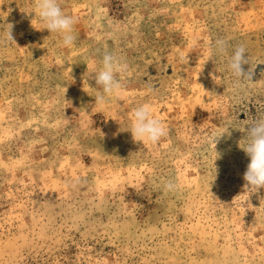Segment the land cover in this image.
I'll return each instance as SVG.
<instances>
[{
  "label": "rangeland",
  "instance_id": "obj_1",
  "mask_svg": "<svg viewBox=\"0 0 264 264\" xmlns=\"http://www.w3.org/2000/svg\"><path fill=\"white\" fill-rule=\"evenodd\" d=\"M58 2L70 47L36 0H0V264H264V189H245L240 148L264 119V0ZM217 38L245 47L251 81L208 60ZM105 52L130 72L100 106ZM145 103L155 144L129 131Z\"/></svg>",
  "mask_w": 264,
  "mask_h": 264
},
{
  "label": "clouds",
  "instance_id": "obj_2",
  "mask_svg": "<svg viewBox=\"0 0 264 264\" xmlns=\"http://www.w3.org/2000/svg\"><path fill=\"white\" fill-rule=\"evenodd\" d=\"M35 6L43 23V29L48 30L50 33H59L62 37L63 46H72L76 39L73 35V27L77 22L76 18L66 15L58 0H36ZM5 40L10 44L15 43L12 26L6 31ZM228 50L229 41L224 38H217L210 45L208 60L214 62L217 55H228ZM180 60L188 62L187 56H181ZM246 64H249V61L245 47L243 45L236 46L228 55L227 66L232 75L237 78L235 81L237 86L242 81L252 80L254 68L251 67L246 71L244 68ZM129 72L130 66L126 61L114 53L105 52L99 68L91 74V79H94L96 88L101 90L95 96V104L103 106L110 99H115L117 103L123 101L125 84L121 77L129 74ZM246 126L242 130L244 132L242 139L244 146L241 147L239 142L240 148L250 158L243 179L246 182L245 189L250 190L252 193H258L260 189H264V119L253 120ZM129 131L134 141L153 144L167 135L163 123L153 116V109L147 103L133 110ZM164 188L166 191H175L178 184L175 180L167 181Z\"/></svg>",
  "mask_w": 264,
  "mask_h": 264
}]
</instances>
